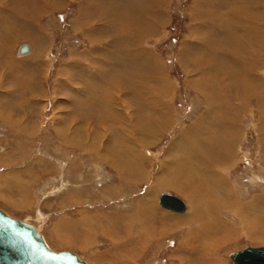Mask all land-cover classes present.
I'll list each match as a JSON object with an SVG mask.
<instances>
[{
	"label": "rangeland",
	"instance_id": "obj_1",
	"mask_svg": "<svg viewBox=\"0 0 264 264\" xmlns=\"http://www.w3.org/2000/svg\"><path fill=\"white\" fill-rule=\"evenodd\" d=\"M41 2H48V7L35 21L39 33L33 34L30 39L17 41L13 55L9 45L15 39L8 36V41H4L8 45L0 42V209L39 228L51 249L73 252L88 264L121 263L120 257L111 253L112 245L104 234H84L85 227L78 224L81 217L86 215L85 220H90L87 223L91 222L99 230L104 225L108 229L109 224L102 219L114 213L121 215L125 211L126 215L121 216L128 220L119 221L120 232L134 226L144 234L142 242L134 249L138 255L134 257L133 264H235L233 257L237 252L264 247V221L259 218L262 213L257 212L258 204H254L256 199L264 197V40L255 41L252 36V40L247 42L250 52H253L252 63L259 68L258 78H263L262 89L259 86L250 88L251 94L257 91L258 95L251 98L250 109L243 108L241 114H238L240 110L236 113L241 133L233 150V162L227 169H220L227 181V190H230L229 196L223 197L222 192L214 193L212 182H203L204 177L201 181L198 177L197 181L191 176L190 180L187 175L186 178L180 176L177 171L175 175V166L171 164L182 152L178 146L182 138L203 139V131L187 136L185 131L199 123L206 112L203 85H199L201 76L197 77L202 70L194 71L197 67L193 62L196 55L203 57V10H211L210 3L203 0H161L160 3L158 1L161 6H155V3L150 6L143 0ZM216 2L228 3L225 0ZM101 3L109 9L107 16L106 13H99ZM237 3L240 8L247 6L250 10L252 7L250 0H239ZM34 4H37L36 0L31 6ZM157 7L163 10L160 13L164 16L157 19L156 24L153 18L157 17ZM120 12L121 15H118ZM130 12L132 14H128ZM114 17L121 21L114 23L117 28L113 31ZM125 18V22L122 21ZM5 22L0 21V36L9 25ZM92 24L96 30L94 34L90 33ZM153 29L154 33L151 32ZM251 31L257 30L252 27ZM118 38L122 49L136 51L137 66L133 59L131 64L123 65L121 57L110 55L109 50L116 45ZM22 45H29L32 49L26 58L31 59L30 69L19 64ZM96 49H105V55L101 56L103 52ZM12 57L18 60V65L14 64ZM109 115L121 118L120 124L113 125L118 131L110 126L112 120ZM137 128H143V132L137 134ZM80 137L83 141L76 140ZM135 140L137 147L134 146ZM81 141L84 145L87 142L85 146L98 149L96 155L102 153L105 143L110 149L121 144L123 148L131 149L132 154L134 150L137 164L134 167V162L125 157L127 160L124 159L125 165L121 169H126V175L121 176L124 181L135 182L131 185L126 181L128 187L125 186L117 168L112 170L107 166H98L96 169L92 156L87 153L82 155L78 150L77 144ZM196 148L203 149L200 145ZM202 151H197V165H203ZM208 170L213 174L221 173L215 166ZM33 176L36 182L29 184L28 188L27 182ZM17 181L20 184L26 181L23 188H27L29 193L27 191L24 200L17 191L7 192V184H16ZM174 182L186 185L183 191L171 187ZM194 185L202 186L205 191L193 188ZM188 186L192 190L189 191ZM162 194L179 197L186 204L187 211L177 214L163 209L160 205ZM230 196L234 201L228 200ZM4 199L22 207L17 205L19 208H14L4 203ZM222 201L226 205L222 206ZM232 202L233 205L230 204ZM213 210L215 215L211 217L219 214L224 230H229L228 224H231L236 235L231 230L226 244L223 239L216 247L210 244L209 237L201 238L198 244H183L187 229L201 222L197 218L189 225L182 224L179 223L183 221L181 218L187 219L197 212L203 211L204 214L208 211V217L206 214L203 216L206 225ZM145 211L157 212L154 217L158 219L153 217L155 222L147 220L149 224L146 223V216L141 214ZM162 215L165 220L160 221L164 218ZM97 219L103 225H97ZM124 232L121 234L125 237ZM134 235L137 237V233ZM84 243L89 246L81 249L80 245ZM208 243L212 246L209 249H213L208 251L211 256L205 250Z\"/></svg>",
	"mask_w": 264,
	"mask_h": 264
},
{
	"label": "bare ground",
	"instance_id": "obj_2",
	"mask_svg": "<svg viewBox=\"0 0 264 264\" xmlns=\"http://www.w3.org/2000/svg\"><path fill=\"white\" fill-rule=\"evenodd\" d=\"M30 1L29 0H17L16 2H19V6L20 5H23V6H20L21 11H22L25 6H31V2L33 0L31 2ZM94 1H96V0H94ZM155 1L154 0H143L144 3L146 2L150 6L154 5V3H155V6L156 5H159L158 4V1L160 3L161 0H155ZM203 1H208L210 3L211 10H208V9H207L208 11H204L203 10V57L202 56L196 57L197 56L196 55L194 57V58H196V60H195V62H193V64L196 65V67L198 68V69L196 68L197 70L194 69V71L202 70V72L200 74L198 73L199 75L197 77L201 76L200 77L201 84L199 83V85L200 86L203 85V93H204V96L206 97V101H203V102L206 103L205 104L206 105V112L202 115L203 117H202V119H201V121L199 123H196L194 125V127H192L191 129L190 128H187L188 130L185 131V135L186 136L188 134H190V133H191L190 135H192V133L193 132L196 133V131H203L202 134H201V135H203V139L202 138H197V139L196 138H185V139L182 138L184 140L181 139V141H179V142H182V143L181 144H178V146L182 149V152L179 151L181 153L178 155V157H177L178 159H175L174 160L172 158L174 160V162L172 161L173 163L171 162V164H173L175 166V172H174L175 175H177V173L180 176H184V177H185V175H187V176H189V178H188L189 180H190V176H191V177H193V179L195 178L197 181H198V177L200 178L199 179L200 181H201V178L203 179V177H204L203 182L204 181L205 182H208V183L209 182H212L211 187L213 189H215V192L214 193L216 194V192H220V193L222 192L223 197H224L226 195L229 196L228 191H230V190H227V186H228L227 185V181L223 178V175H222L223 174V171L220 170V169L221 168L223 169V167H224V169L225 168L227 169V166L231 162H233V160H234V154H233L234 151L233 150L237 146V142H238V139H239V136H240V133H241L240 132L241 130L239 129V127L237 125V119L238 118L236 116V113L240 110L238 112V114H241V109H243V108L250 109V106H251V98L254 95H258L257 94V91H256V93L254 92L253 94H251L250 93V90H251L250 88L259 86V89H262V87L260 88V85L263 82V78L262 79L261 78H258L259 77L258 76V74H259L258 73V69L259 68H257V66L255 64H253L254 62L252 63V61H254V57H251V54L253 52H250V50H249L250 47L247 46V42L250 41V40H252V36L255 37V41L257 39H260V40L263 39L264 40V0H250V2H251L250 6H252L250 10H248L246 8L247 6H245V4H244V6H245L244 8H240L239 5H238V3H237V1L239 2V0H225L228 3H225V2L224 3H222V2L220 3L219 2L220 4L216 2L218 0H203ZM229 2H231V3H229ZM248 2H249V0H248ZM97 3H98V1H97ZM241 3H242V1H241ZM222 4L223 5L225 4V5L223 6ZM246 5H248V4L246 3ZM17 6H18V4H17ZM34 6H35V4L33 5L32 8L35 9ZM159 6H161V5H159ZM250 6H248V7H250ZM100 7H101V9H100ZM100 7L98 9L99 10V13L102 14V15H104L106 13V16H107L108 15V12H109V9L107 8V5L101 3ZM158 7H157V12L155 13V16H157V17L156 18H153V22H155L156 24L158 22L157 19H162V17L164 16V15L161 16V13L160 12H161L162 9L159 8L160 9L159 10ZM255 9L256 10L261 9L263 11L262 12L261 11L260 12L259 11L256 12ZM27 11L29 12V8L27 9ZM129 11H132V9H130ZM150 11H151V8H150ZM121 13L122 12H120L118 15H121ZM126 13H127V11H126ZM128 14H132V13L130 12ZM102 17L103 16H101L100 18H102ZM117 17H121V16H117ZM125 20H126V18L123 19L122 21L125 22ZM120 21H119V19L117 20L116 17H114L112 19V22H113V25H114L113 26L114 28L112 29L113 31L117 28L116 27V24H114V23L115 22H120ZM144 24H148V23H144ZM150 25L153 26L154 24L153 23H150ZM92 26L93 27H92V29H90L91 30L90 33L91 34H94V33H96V30H95L93 24H92ZM96 27H97V25H96ZM252 27L255 28V30H257V31L256 32L251 31V28ZM93 28H94V30H93ZM143 30L144 29H142L141 31H143ZM151 32L154 33V29L151 30ZM216 32H219V34H217ZM145 34H146V32H145ZM92 36L93 35H91L89 37L92 38ZM33 38H34V36H33ZM5 40L8 41V39H5ZM95 40L97 41L96 38H95ZM117 40H118V42L116 43V45L113 46V47H111V49L109 50L110 51V55L113 57V54H116L117 57H121L123 59V63H122L123 65H125V64H131L132 63V59H133L134 64H136V66H137V64H139V60H138V58L135 57L136 51L134 49L133 50H131V49L129 50L128 48H126V49L123 48L122 49L121 48V45L122 44H120V41H119L120 39L118 38ZM213 41H215V42H213ZM7 43L4 42L5 45ZM101 47H102V45H101ZM188 48L189 47L187 45V48L186 49L188 50ZM98 49H99V47H98ZM98 49H96L97 52H100V53L103 52V53H101L102 54L101 56L105 55L104 54L105 49H100V50H98ZM106 50H108V49H106ZM28 51H29V48L26 51H24V52H21V50H20V54L23 55V54L27 53ZM215 52H217V53H215ZM146 53H148V52H146ZM200 53L202 54L201 51H200ZM0 55H2L1 52H0ZM105 57H107V56H105ZM191 59L194 60L193 58H191ZM28 64H29L28 61L27 62H24V65L23 66H28L29 67L30 65H28ZM118 64H119V62H118ZM144 68H146V67H144ZM127 85H128V83H127ZM241 88H243V89L241 90ZM136 89H137V87H136ZM211 97H213V100H212ZM234 100L236 101V103H235ZM150 104H151V102H150ZM235 104H238V106H233ZM151 106H152V104H151ZM151 108H153L152 110H154V107L153 106ZM165 109H167V108H165ZM262 113L264 114V112H262ZM113 115H115V114H113ZM163 115H165V114H163ZM110 117H111L110 120H112V121H110V123H111L110 126H112V128H114V126L115 127L117 126L116 125L117 122L120 124V121L119 120L121 118L118 119L117 117H114V116L112 117V115ZM105 120H107V119H105ZM240 120H242V118ZM107 122H109V119H108ZM100 123L102 124V122H100ZM132 126H133V124H132ZM262 126L264 128V125H262ZM138 129H139V133H137V134H140V133L143 132V128L142 129L137 128V130ZM144 129H146V128H144ZM116 131H118V130H116ZM95 136H96V134L93 135V138H95ZM98 136H100V135L98 134ZM98 136H97V139H98ZM100 137L102 138L103 136H100ZM193 137H195V136H193ZM260 137H261V135H260ZM262 137H263V140H264V136L263 135H262ZM79 139H81V137L78 138V139H76V140H79ZM263 140L261 142H263ZM82 141H81V143H78L79 141L77 142L78 143L77 144L78 150L81 151L82 155H85L87 153V154H90V156L88 155L89 157L92 156V159H93L92 161H95L93 164L96 167V169H97L98 166H107V167H110L111 169L113 167L114 168H117L118 169L117 172L120 173V179L122 180V182L125 183V186L128 185V182L129 181L127 179H125L126 181H128V182H126L122 178L123 175H126V169H123L122 170L121 167H124V165H125V164H123V162L125 160H127V159H125V157L130 158L129 160H131L132 162H134V167L136 166L135 164H137V161L138 160H136L137 156H136L134 150H133V154H132L131 151H130L131 149H125V148L122 147L121 144L118 145L117 147L115 146L116 148L114 147V148L110 149L108 147V143H105V146L104 147L102 146V148H103L102 149V153H101V151H99V153H101V154L100 155H96V154H98V149H95L94 150V146H93V148L91 146H85V145H87L86 144L87 142L84 145V143H82ZM95 145H96V143H95ZM197 145H200L203 149L196 148ZM134 146L135 147L138 146L136 140L134 141ZM262 149H263V154L262 155H263V160H264V144H263V148ZM197 151H202L203 152V154L201 155V156H203V163H202L203 165H197L196 164V161L195 160L198 158ZM214 166L216 168L219 167V172H221V173L218 174L215 171L217 174L216 173L213 174V173H211L208 170L210 167L213 168ZM128 167H129V164H128ZM31 171H32V169H31ZM173 171H174V169H173ZM176 171H177V173H176ZM131 172H130V174H131ZM138 173H139V171H138ZM180 176H179V178H181ZM124 177L126 178V176H124ZM207 178H210V179H207ZM259 179L260 180H263L260 177H259ZM20 182H21V180H20ZM35 182H36L35 176H33V178H31L29 180V182H27V187H28L29 184H32V183L34 184ZM132 182H135V180H131L129 183L132 185ZM18 183L12 184V185L6 183L7 184V189H8L7 192L10 193L11 190H13V192L14 191L15 192L17 191V193H19V197H22L23 198L22 200H24L26 198V196L28 195V193H29V191L27 190V188L26 189L23 188V185H24L23 183L26 184V181H23L22 184H20V183L18 184ZM130 184H129V186H131ZM135 184L136 183H134V185ZM185 186L184 185L183 186L180 185L178 182H174V185L171 186V187H174V189L179 190L181 192V189L183 191V187L185 188ZM193 188H195V189H201V191L202 190L205 191V189L202 186H199V185H197V186L194 185ZM188 189L190 191L191 186H188ZM231 190H232V188H231ZM27 191H28V193H27ZM1 192L2 191L0 189V193ZM221 195L219 194V196H221ZM150 196H151V192H150ZM0 198H2V197H0ZM263 198L264 197H262L260 199H256L255 200V203H254L255 205L258 204V209L259 210L257 212L260 213V214L262 213V217H259L261 219V221H264V199ZM232 199H233V196L232 197L230 196L228 200H232ZM232 201H234V199ZM3 202L6 203V204H8V205H10V206H13L14 208H19V207H17V205H19V204H16L15 202H13L11 200H10V203H8L4 199ZM220 204H221V202H220ZM230 204L233 205V202L230 203ZM223 205H226V204L222 201V206ZM251 205L252 204H250V206ZM130 206L132 207V204H130ZM185 206H186V204H185ZM218 206H220V205H218ZM20 207H22V206H20ZM91 207H93V206H91ZM151 207H152V205H151ZM233 207L232 208L235 209V206H233ZM163 209L168 210V211H171V212H174V213H177V214L178 213L180 214V213H184V212L187 211V206H186V209H185L184 212H175V211H172V210H169V209H166V208H163ZM147 211H148V209H147ZM147 211L141 213L142 215H145L146 216V223L148 222L147 220L151 221V223H152V221L155 222L154 218L155 219H158L157 216L154 217L157 214V212H155V211L154 212H147ZM125 213H126V211H125ZM125 213H123L121 215L124 216ZM208 213L209 212L207 211L206 213L203 214V211H200V212H197L196 214H194L193 216H191V217H189L187 219L185 217H184L185 219H182L181 218V220H183V221H180V222L178 221L179 223L188 224L189 225V224H191L190 221H193V220L199 218L200 219V222H201V224L200 223L192 224L195 227L194 228H191V229L189 228L190 230L187 229V232L188 233H187V236L182 240V243L183 244H186L187 242H190L192 244H198L199 241L201 240V238H205V237H209L210 244L214 245L215 247L216 246H220V245H218V241H222L224 239L223 240V243L227 242L226 240L229 237L230 231L231 230L233 231V229H234L233 225L228 224L229 230H224V225L222 223L223 221H221L218 218L219 214L215 218L211 217V215H215L214 210H213V212L210 213V217L207 220L208 223H206V225H205L203 216H205V214H206V216L208 217ZM107 214H109V213H107ZM107 214H106V216H107ZM121 215H115V213H114V214H112L110 216L105 217V219H102V221L105 220V222H107L109 224V227H107L108 229H105V226L106 225H104V227L100 226V230H99V228L93 227L92 224H91V222L90 223H87L90 220L89 221L88 220L87 221L85 220V218L87 217L86 215H84V216L81 217V221H79L78 224H80V225H82L83 227L86 228V229L84 228V234L87 235V236H88L89 233L90 234L91 233H93V234H99V233L104 234V236L109 240V242H110L109 244L112 245V248L110 249L111 250V253L113 252L112 254H116V257H120L119 262L121 264H133V262L135 263V258L134 257H136V255H138V251L137 250H134V249L138 246V244L140 243V241L144 237L143 236L144 234L142 235L141 234V231H137L136 230L137 228H135L134 226L130 227V229H126L125 228L124 229L125 232L124 231H121L120 232V230H121V224H120L119 221H122V219H125V217H123ZM10 217H12V216H10ZM12 218H14V217H12ZM14 219H16V218H14ZM17 220H19V219H17ZM127 220H128V218H127ZM163 220H165V217L162 218V219H160V221H163ZM20 221H23V220H20ZM102 221L98 220V222L96 224L97 225H103V222ZM23 222H25L28 225L33 226L28 221H23ZM231 223H233V222H231ZM148 224H149V222H148ZM89 225H91V226H89ZM144 225H146V224H144ZM196 225H199V226H196ZM33 227H35V226H33ZM112 227H115V228H112ZM35 228H36L37 234L44 239V237L41 234L39 228H37V227H35ZM88 230H89V232H88ZM123 232L125 233L124 234L125 237L123 236V234H121ZM155 232L157 233V231H155ZM134 233H137V237L135 236L136 234L134 235L135 237L133 236ZM233 233H235V232L233 231ZM235 235H236V233H235ZM92 236L93 235H91V237ZM105 237H103V238H105ZM156 237H159V236H156ZM100 238H101V236H100ZM97 239H99V238H97ZM44 241H45L46 245L51 249V247L47 244V242H46L45 239H44ZM60 243L61 242H59V244ZM92 243H93V241H92ZM223 243L221 244V246L223 245ZM68 244H70V243H68ZM84 244H83V246H82V244L80 245L81 249H84V247L89 246L88 243H86L85 246H84ZM210 244L208 243V246L205 247V250L207 251L208 254H209V252H208L209 250H213V249H209V246L212 247ZM51 250L55 251L54 249H51ZM185 250L188 252V249L187 248ZM55 252H57V251H55ZM109 253L110 252H108V254ZM109 256H107V257L109 258ZM209 256H211V254H209ZM102 258L104 259V257H102ZM79 259L80 260H83L80 257H79ZM213 260L214 259L212 258V261ZM104 261H106V259ZM113 262H114V260H113ZM114 263H117V262H114Z\"/></svg>",
	"mask_w": 264,
	"mask_h": 264
},
{
	"label": "water",
	"instance_id": "obj_3",
	"mask_svg": "<svg viewBox=\"0 0 264 264\" xmlns=\"http://www.w3.org/2000/svg\"><path fill=\"white\" fill-rule=\"evenodd\" d=\"M28 49L21 48V52ZM163 208L184 212L186 206L177 196L162 194ZM235 264H264V247L247 248L233 257ZM0 264H87L72 252H55L37 234L36 228L14 219L0 209Z\"/></svg>",
	"mask_w": 264,
	"mask_h": 264
},
{
	"label": "crops",
	"instance_id": "obj_4",
	"mask_svg": "<svg viewBox=\"0 0 264 264\" xmlns=\"http://www.w3.org/2000/svg\"><path fill=\"white\" fill-rule=\"evenodd\" d=\"M16 1L17 0H0V21L1 22L6 21L5 23H9V25L5 29L6 32L0 36V37H2L0 39V42L4 43V41H6L5 39H7L8 36L10 38L15 39V40L11 41L10 45H9L11 55H13V53L15 52V50H13V49H14V45L16 44L17 41H22V40H25L28 38L30 39L33 34H35V33L37 34L40 32V30L38 31V28L35 27V21L37 19H39V17L41 16L42 10L43 9L45 10L46 7H48L47 6L48 2L42 4L41 0H36L37 5L35 4V6H34L35 9L32 8L33 6H25L24 9L26 11L24 9L21 11V8L19 6V2H16ZM17 4L19 7L17 6ZM28 8H29V12L27 11ZM39 40H41V39H39ZM25 46H27L29 48V51L27 53L21 55L20 50L23 47V45L20 47L19 55L21 58L19 60V64L24 65V62L28 61V63H29L28 65L31 66V59L30 58L26 59V58H27V55H29L32 52V49L29 45H25ZM12 59H14V58L12 57ZM14 64L18 65V60L14 59ZM5 70H7V69H5ZM24 76L26 77V75H24ZM24 76H22L21 78H24ZM0 83H1V81H0Z\"/></svg>",
	"mask_w": 264,
	"mask_h": 264
}]
</instances>
